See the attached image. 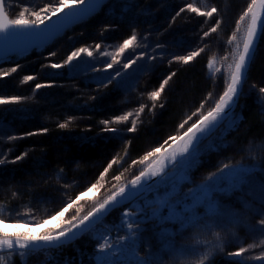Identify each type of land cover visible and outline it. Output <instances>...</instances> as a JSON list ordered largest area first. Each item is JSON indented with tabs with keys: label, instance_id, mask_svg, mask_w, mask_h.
I'll list each match as a JSON object with an SVG mask.
<instances>
[{
	"label": "trees",
	"instance_id": "obj_1",
	"mask_svg": "<svg viewBox=\"0 0 264 264\" xmlns=\"http://www.w3.org/2000/svg\"><path fill=\"white\" fill-rule=\"evenodd\" d=\"M193 2L205 10L215 6L218 11L211 18L187 10L176 16L181 7ZM249 3L250 0H113L90 21L70 29L65 36L59 38L60 40L53 44L54 56L51 55L53 51H50L40 57H27L0 67L8 70L19 64L20 67L15 73L0 78V96H19L23 99L14 105L26 104L25 109H13L7 106L10 104L0 105V159L5 161L0 165V206L21 213H26L30 208L32 218L39 221L51 212L52 207L55 210L70 199L73 185H81L82 181H86L87 175L93 178L96 174L92 168L98 171L116 157L117 163L106 173L108 179L111 173L116 172L124 149H127L136 163L127 165L128 168L121 174L123 178L115 187L127 183L139 174L150 164L148 161L141 164L140 158L154 148L164 145V141L170 136L180 135L198 119V114H192L201 102H205L202 111L206 112L223 93L228 78V64L232 62L230 54L235 51L237 43L242 47L243 24L237 34V41L232 44L228 41L236 30V21ZM36 5L37 0H8V8L16 15L24 7H27L29 12L34 11ZM174 16L175 20L172 19ZM217 19L221 20L217 32L211 33L202 41L203 33L214 26ZM132 26L138 36L137 44L141 47H136V56L147 52L149 55H155L157 59L149 60L148 56H145L135 64L136 70L133 67V71H128L127 76H123L125 72L121 71L123 78L116 77L111 84L106 83V87L95 85L99 87L93 90L92 85L87 86L82 78L87 74L88 63L109 62L111 52L104 48L106 43L114 39L120 42V39L125 37L123 32L132 30ZM84 34L89 40L82 42L79 35ZM145 36L147 40L143 39ZM161 43L166 47L156 48V45ZM96 44L101 46L98 51L95 49ZM56 47L61 53L55 50ZM81 47L89 48L93 56L88 57L82 53L74 67H50L52 63L57 62L58 53L66 59L71 51ZM201 47L205 51L188 64L173 60L176 55H187ZM103 52H107L109 56H102ZM225 55L228 60L220 64L219 61L221 62ZM209 59L214 60V67L211 69L208 67ZM122 64L114 69L122 67ZM217 68L220 69L219 72L216 71ZM114 69L111 76L115 75ZM80 70H83L84 74L78 77ZM173 72L175 76L165 86L164 92L153 107L148 93L158 88L160 82ZM48 74L49 77L45 78ZM25 75H32L35 79L25 82ZM40 77L42 80L49 79L45 81L46 84H53L35 90L37 83L45 84L39 81ZM104 78L106 82L108 76L105 74ZM137 80L140 84L138 90L135 88ZM261 87H264V34L242 91L238 126L232 124L228 131L223 130L220 135L216 134L217 130L203 141L189 167L190 174L204 168L212 175L232 157L253 148L260 136L264 143V94L259 92ZM209 93H212V97L206 100ZM78 94L80 95L77 96ZM80 97L82 98L79 99ZM126 98L129 100H125ZM140 101L146 107L142 112L138 132L132 134L129 141L127 139L126 142V136L121 134H115V139H105V134L101 135L104 128L101 121L110 120L117 113L124 114L126 107H133L127 103ZM161 104L163 107H160ZM84 108L90 110L86 111ZM150 112L154 114L149 116ZM189 116H192V119L184 129H180L179 125ZM65 122L68 124L66 128L58 127L60 123ZM45 128L47 132H42ZM221 129L223 128H220V131ZM29 132L36 134L26 135ZM83 132L84 134H81ZM79 134L81 135L77 137ZM86 134V138H80ZM9 136H15L17 139L9 140ZM24 153L27 155H23ZM259 153L261 166L264 168V146ZM21 155L23 158L16 160V157ZM126 155L127 153L124 156ZM154 159L149 160L152 162ZM188 176L189 173L186 177ZM245 179L247 182L239 184L235 188L237 193L233 195L231 191L234 188L228 187L229 182L225 181L223 186L229 189L224 194L226 197H218L216 200L221 212L229 215L221 217L217 223L232 230L229 246L231 248L228 253L241 246L249 248V245H252L240 259L243 264H259L255 257L264 252V243H261L264 236L260 234L255 218L261 217L259 213L264 212V193L261 191V184L264 182L254 181L247 176ZM105 181L106 179L101 181V184L105 185ZM160 186L159 182L145 194L152 193ZM102 188H98V191ZM110 193L107 190L104 197L101 195L99 198L104 199ZM233 198L237 200L239 207L234 205L235 202L225 201ZM94 201L89 204L93 206ZM92 206H89V210ZM118 215V210L113 211L101 224L118 218ZM233 232L235 236L232 235ZM94 245L90 231L71 245L44 250L41 253L50 252L52 256L59 257L58 260H51V264H94L91 255ZM22 259L18 253L14 254L10 264H25ZM234 259L232 257L224 263L211 261L208 264H234ZM160 260L164 262V255ZM162 262L160 261V264H163Z\"/></svg>",
	"mask_w": 264,
	"mask_h": 264
},
{
	"label": "snow or ice",
	"instance_id": "obj_2",
	"mask_svg": "<svg viewBox=\"0 0 264 264\" xmlns=\"http://www.w3.org/2000/svg\"><path fill=\"white\" fill-rule=\"evenodd\" d=\"M86 4V0H58V4H46L43 8L35 11H28L27 7H24L19 11L15 18H11L6 11L5 0H0V36L9 38L16 35L17 30H31L33 32L40 29L41 25H44L46 21H52L54 16L58 17L56 23L53 24V28L56 31H60L63 27L76 23L80 17L82 6ZM67 9V11H65ZM195 13L199 16L211 18L217 13L218 9L215 6L201 10L194 2L187 3L184 7H181L176 12V16H179L185 11ZM63 13V17H59L58 14ZM264 15V0H250V3L243 10L239 19L236 21V30L230 37L228 43L232 44L237 41V34L241 31L243 24L244 38L243 45L236 44V49L230 55L232 56V62L228 64L227 81L224 91L219 95L218 99L214 101V106L209 110L202 111L205 107V102H201L199 108L192 115L198 114V119L183 131L182 134L176 136H170L168 140L164 141L167 145L169 140L172 141V145L169 146L165 151H161L160 147L154 148L148 152L140 160L141 164L146 161L149 163V158H156L157 165L147 167L141 170L138 175H135L126 184H118L114 191H112L106 198L97 199L93 202L91 210L87 211L86 214H81L84 210L77 204V201L81 197L86 195V192H92L103 187L101 181L105 180L106 173L109 169L117 163V158L113 157L107 164V167L99 174L96 183L91 184L85 192H81L75 200L69 199L64 202L63 206L59 211H56L54 215L44 220H35L32 218V210L29 208L26 213H21L14 209H6L4 206H0V264H7L14 254H19L22 258H25L29 252L34 253L41 246H63L64 241L71 239L72 236L77 235L78 232H82L85 229H90L95 223L100 221L104 213L108 212L109 209L115 208L117 205L124 201L128 202V207L121 213L120 227L126 229L124 235H117L115 241L110 235V232H100L94 237L96 245L94 252L95 264H121L119 260V254H122L129 244L135 245L137 240L141 238V234L146 229L142 228L141 225L155 222L153 227L159 229L158 235L161 240L166 237L174 235H183L185 231L190 229H199L201 231H208L215 237V242L209 240H195L193 244L182 246L180 249L173 251L171 244L166 245V248L170 253L176 256H198V260L191 261L186 260L184 264H205L206 261L214 259L215 254L218 251H224V240L221 237L220 232L214 231L215 227H218L217 221L227 213L220 211L219 202L215 199L217 195L225 194L229 189L224 187V183L227 180L232 187H238L239 184H243L246 181L247 170L242 169L238 166H231L224 164L218 168L217 172L208 176L206 181L200 185H196L189 188L186 193L181 195V185L175 180V173L178 169L187 170L192 161L197 156V150L201 141L210 134L219 125L223 117L226 115L225 109H232L235 103L234 98H238L241 91V85L244 80V74L248 69V64L254 58L256 52V39L258 33V27H264V23L261 21V17ZM175 20V16L172 18ZM221 24V20H215L214 26L208 31L203 33L201 40L205 37H209L211 33L217 32L218 27ZM47 27V25H46ZM147 40V37H143ZM138 36L133 31L132 35L127 39L123 40V43L119 45L116 50V55H122L125 50L133 48L137 44ZM100 44L95 45V49H100ZM146 48L147 45L145 44ZM161 45L157 44L156 48H160ZM205 49L203 47L196 50L190 51L187 55H176L173 60L188 64L190 61L198 57ZM82 53L87 54L88 57L93 56V52L87 47H81L75 49L67 55L63 63H52L50 65L53 69H62L66 65L71 67L73 62H78L79 57ZM55 55V53H51ZM101 55H108L107 52L101 53ZM116 55L111 57V63H104V70L112 69L113 64H119L120 61L116 59ZM148 56L149 60H155V55H149L147 52H141L135 59L126 57L125 63L122 64L123 69H128L132 65L136 64L138 60ZM223 60L227 61L228 56L225 55ZM172 61H169L171 63ZM19 64L8 70L0 69V78L9 76L11 73H15L19 68ZM208 67L211 69L214 67V60H208ZM99 71V70H98ZM217 72L220 69H216ZM175 73H171L166 76L159 84V87L148 93L149 99L153 102V107L156 106V102L160 99L161 94L165 90V86L168 85ZM116 77H121L119 70L115 71V76H110L107 80L108 84H111ZM35 77L32 75H25L23 80L25 82L34 80ZM103 83V81H101ZM51 85H45L37 83L35 90H39L44 87H50ZM105 87L107 84L104 85ZM260 94H264V87L259 89ZM212 93H209L206 97L211 99ZM23 98L19 96L5 97L0 96V105L19 103ZM146 105L141 104L139 109L135 112H126L122 115H118L112 118V120H104L101 123L104 125L103 131L117 133L119 130L115 127H109L110 124H120L129 121L130 117L135 115L139 117L145 109ZM160 107H163L161 104ZM71 119V118H70ZM192 116H189L180 125V129H184L185 125ZM67 122L60 123L58 127L66 128ZM137 130L136 120H131V126L127 128V132L134 133ZM42 132H47V129H42ZM36 133L29 132L26 135H34ZM9 140H15L17 137L9 136ZM23 155H27L24 153ZM23 155L17 156L16 160L23 158ZM15 162V161H13ZM5 161L0 159V165L4 164ZM136 161H133L135 164ZM172 169V175L167 172L168 168ZM231 169V171H227ZM63 170H61L62 172ZM160 177V184L169 186L167 192H161L157 188L151 195V197L143 196L141 189L151 190L152 185L155 182V178ZM117 182L121 181L122 176L116 175L113 177ZM151 181V183H150ZM235 181V183H232ZM192 183L191 180L188 181ZM261 191L264 193V183L261 184ZM15 195V194H14ZM138 198L143 199V204L135 208L132 207V201ZM75 207V214L69 219H65V213ZM207 209L204 215L200 214V209ZM261 219L258 221L259 232L264 236V212L259 213ZM51 221H59L55 228L46 229L43 233H38L35 230L41 228L44 224ZM238 223V221H233ZM179 225V229L176 233H173L168 225ZM11 228L12 231H7ZM75 230V231H74ZM119 228L117 229L119 233ZM235 236V233H232ZM264 243V240L261 241ZM197 245L204 247V251L201 253ZM252 245H249V248ZM249 248L239 247L234 252H229L227 255L233 257L234 264H243L242 254L248 252ZM115 257L116 259H113ZM255 260L259 261V264H264V252L261 255L256 256ZM25 264H27L25 260ZM135 264H160L159 259L155 262L152 259V254L149 252L147 257H139L137 253V260Z\"/></svg>",
	"mask_w": 264,
	"mask_h": 264
},
{
	"label": "rangeland",
	"instance_id": "obj_3",
	"mask_svg": "<svg viewBox=\"0 0 264 264\" xmlns=\"http://www.w3.org/2000/svg\"><path fill=\"white\" fill-rule=\"evenodd\" d=\"M112 1L113 0H111L110 2H112ZM46 4L56 5V4H58V0H37V5L34 6V8H36V9H34V11L35 10H38L39 8H43ZM5 7H6V11L8 12V14H9V16L11 18H15L17 16L16 14H14L15 12L13 10H11L10 8H8V0H5ZM201 9L202 10H205L202 7H201ZM91 19H89V20H87L85 22H82V23L78 24L77 26H80L82 24H85L88 21H90ZM131 29L132 30L129 29L128 31H124L123 32V35L125 37L124 38H121L120 39L121 40L120 42H119L118 39H114V40L106 43V45H105L104 48L105 49L107 48L109 50V52H111L110 53V56L108 55L110 57V61L108 63H111L112 62L111 61V57L113 55H116V50L119 47V45L123 43V40L124 39H127L128 37H130L132 35V33L134 31L133 26L131 27ZM68 31L66 33H68ZM79 39L82 42L89 40L88 39V36H86V34L79 35ZM112 43H114V44H112ZM163 44L164 43H161L160 45H161V47H164L165 48L166 45H163ZM139 48H141V47L139 46ZM53 49H54V47H53V44H52L51 46H47L45 48H36V49H34V50L26 53V54H14V55L10 56L7 59L0 60V67H2L5 64H8V63L11 64L13 62L19 61V60H21L23 58H27V57H29V58L35 57L36 58V57H40L43 53L53 51ZM55 50H59L60 51V49H58V47H56ZM135 50H136V46L134 45L133 48H130V49L125 50V53H123L122 55H116V59L118 61H120V63L119 64H113L112 69H108L107 71L104 70V63H102V62H91V63H88L89 66L86 69L87 74H85L84 77L82 78L83 82H85L87 84V86H88V84L92 85L94 87L93 90H95V89H97L99 87V86H95V85H103L104 86L107 83V80H108L107 79L106 82H105V78H104L105 77V74L109 78L111 76L110 74H111L112 70L116 66H120L122 63L127 62V61H124V60H126L125 59L126 57H131V54H132L133 59H134L136 57ZM60 53H61V51H60ZM60 53L57 54V62L56 63H63V61L65 60V58H63V56H61ZM74 63L75 62H73V67L75 66ZM219 63L220 64H224V60L222 59L221 62L219 61ZM134 66H135V64L132 65L128 69H123L122 67H120V68L114 69V72L116 70H119L120 72L121 71L123 73L125 72L123 76H127V75H129L128 71H130V72L133 71V67ZM134 69L136 70V67H134ZM52 74H54V73H52ZM83 74H84L83 73V70H80L78 77L80 75H83ZM113 76H115V75H113ZM44 77L45 78H48L49 77V74L46 75V76H44ZM45 78H43V80H42V77H40L39 81L45 83V81H48L49 80V79L46 80ZM101 81H103V83H101ZM51 84H53V83H50V84H46L45 83V85H51ZM139 85H140L139 84V80H137L136 81V84H135V88L137 90L139 88ZM79 95L80 94H78L77 96H79ZM81 98L82 97H80L79 99H81ZM48 99H50V98H48ZM125 100L128 101L129 99L126 98ZM47 101H49V100H47ZM83 103H85V102H83ZM128 104L133 105V107H131V108L126 107L125 113L126 112H135L137 109H139L140 105L141 104H144V103H141V101H140V102H137V103L135 102L134 104L129 102V103H127V105ZM25 105L26 104L24 103V104H22L20 106H15L14 104L13 105L10 104V105H7V106H10V108H13V109H15V108L16 109H25ZM84 109L86 111L90 110V109H86V108H84ZM153 114H154L153 112H150L149 113V116L150 115H153ZM239 114H240V111L238 109L235 112V114H233L231 116L232 118L230 117L226 121V123L221 127L223 129H221V131L219 129L216 134L217 135H220L223 130L225 132L228 131L231 128V125L232 124L235 125V126H238V124H237V122H238L237 118H238ZM117 115H119V113H117ZM117 115H115V116H117ZM115 116H113V117H115ZM112 118L110 120H112ZM132 119H135L136 120L137 130L134 133H129V132H127V128L131 126V120ZM141 120H142V113H140L139 117H136L135 115H133L132 117H130L129 121L126 122V123L110 124L109 127H115V128H117L119 130L118 132H120V133L117 132L115 134H121L123 136H126V142H127V139L129 141L130 140V136H132V134H135V133L138 132V129H139L140 124H141ZM226 124H228V126H226ZM84 132L81 133V134H84ZM81 134L77 135V137L80 136ZM103 134H105V136L107 137L105 139H108V138L115 139V134L114 133H111V132H105L104 133V131H103V133L101 135H103ZM87 135L88 134L82 135L80 138H86ZM84 140H86V139H84ZM171 142L172 141H170L169 143H171ZM216 142H217V140H216ZM256 142H258V143L253 148L247 149V151L245 153L243 152L240 155H236L235 157H232L230 161L223 163V165L224 164H229L231 166H238V167H240L242 169L247 170L246 176L248 178H251V179H253L254 181H257V182L258 181L264 182V168L261 166V163L262 162H261V156H260V153H259L260 150H261V148L264 146V143H263V141L261 139V136H260V138H257ZM123 145L125 146L126 143H124ZM167 145L164 144V147L161 148V151ZM128 146H129V144H128ZM198 149H199V147H198ZM126 153H127V155L124 156ZM123 157H124V159H123ZM141 159L142 158H140L139 160H141ZM133 161H135V159H132L130 153L127 152V149H126V151L124 149L123 154H122V158L120 159V161L118 163V167L116 169V172L115 173H111L109 175V178L108 179L105 176V179H106L105 182H106V184L103 185L102 190L98 191L99 190L98 189V190H93L92 192H86V195L83 196V197H81L80 200L77 201V204L84 210L81 214H85V212L87 213V211L89 210V206H92V204H89L90 201H94L95 199L97 200V199H100L101 197H104L103 195L105 194V192L107 190H109L110 192H112V191L115 190V188H116L115 185L118 182L116 180H114L113 177L116 176V175H121L123 172H125L126 169L129 166V164L130 163H133ZM105 167H107V166H105V164H104V166H102V168L100 170H98V171L96 170L97 173H96L95 169L92 168V171L94 172V174H96L93 178H91L89 175H87L86 181H82L83 183H81V185L74 186L72 184L73 185V189L71 191L72 195L70 196V199L71 200H75L76 197L79 196V194L81 192H85L88 187H91V184H93V183H95L97 181V179L99 177V174L104 170ZM189 170H190L189 168L187 170H185V169H178L176 171V173H175V180L181 185V187H180L181 195H183L184 193H186L189 188H192V187H194L196 185H200V184L204 183L206 181V178L208 176H210L209 173L207 171H205L204 168H203V170H200V171H198L195 174L194 173L190 174L191 171H189ZM227 171H231V169H227L226 172ZM187 173H189V176L188 177H186L187 176ZM168 174L169 175H172V170L170 172H168ZM90 179H91V181H90ZM189 180H191L192 183H189L188 182ZM232 183H235V181H233ZM228 187H230L232 189L234 188L231 191V194L232 195L235 194V193H237L238 190L235 189L236 187H232V186H230V184L228 185ZM152 188H154V186ZM168 188H169V186H165V185H161L159 187V189H160V191L162 193L163 192H167L168 191ZM155 190L156 189H154V191ZM152 193L145 194L143 196L151 197ZM72 197H73V199H72ZM218 197L219 198H225L226 196L224 197V194L217 195L215 197V199H217ZM89 199H91V200H89ZM226 200L227 201H230L232 203L235 202L234 205L236 207H239L237 205V203H236L237 200H235V198H233L231 200L230 199H225V201ZM142 204H143V199L141 198L139 200H135L134 202H132V207L135 208V207H137L139 205H142ZM62 206L63 205L59 206L55 210L53 209L54 207H52L51 212H49L48 215H45L44 218H41L39 220L48 219L49 216L54 215L56 211H59ZM75 207H76V205H74V207L72 209H69V211L67 213H65V219H69V218H71L72 215L75 214ZM126 207H128V205L125 206V207H122V208L118 209V211H119L118 218L113 219V220H110L108 222H105V223L101 224L102 222H104L106 220L105 219V220H103L100 223L101 226H98V225H100V224H98L93 230H91V236L93 238V241L95 242V245H96V240L94 239V237L96 235H98L100 232H110V235L113 238V241H115V238L117 237L118 234L119 235H124V233L126 232V229L120 227V221H121V213H122L123 210H125ZM222 209H225V207H222ZM206 211H207V209L201 208L200 209V214L201 215H204L206 213ZM220 211H221V208H220ZM261 218L262 217H257L255 219L257 221H259ZM58 223H59V221H51V220H49V223L44 224L41 228H37L35 231L42 234L43 231L46 230V229L55 228ZM154 223L155 222L153 221V222H150L148 224L141 225V227L144 228V229H146V230L143 231V233L141 234V238L139 240H137V242H136L135 245L129 244V246L124 250V252L122 254H119V260H120L121 264H135V262L137 260V253H138V256L139 257L143 258V257H147L148 254H149V252H151L152 259H153L154 262L157 259H159V261L162 262V260H160V257L162 255H164L165 260H164V262H162L163 264H184V262L186 260L195 261V260H198L199 257L198 256H187V257H184V256H176V255H174V254H172V253L169 252V250L166 248V245L171 244L173 246V251H174L175 249H180L182 246L193 244L195 240H209V241L215 242V237H213L210 232H208V231H201L199 229H190L188 231H185L183 235L177 234V235H174V236L166 237L164 240H161L160 237H159V235H158L159 229H155L153 227ZM168 227L170 228V230L173 233H176L177 230L179 229V225H171L170 224V225H168ZM226 227L219 225L218 227H215L214 228V231L220 232L221 237H223V240H224V251L223 252H220V251L217 250L214 259L211 260V261H216V262L224 263V262H226V261H228V260H230L232 258V257H229L227 255L228 254V249L231 248L229 246H230L231 241H232V238L230 239V234H231V231L232 230L230 228H228V227L226 228ZM118 228L120 229L119 230V233L117 231ZM7 231H12V229L9 228V229H7ZM197 247L200 249V252L201 253L205 250L204 247L201 246V245H197ZM30 253L31 252H29L27 254V256L25 258H23L24 259L23 263L26 260L27 264H51V262H50L51 260H58L59 259L58 256H54V255L52 256V254H50V252H45V253L39 252V253H36V254H30ZM91 255L93 256V258L96 255V253L94 252V250L91 253ZM113 259H116V258L113 257ZM10 261H11V259H10ZM10 261H8L7 264H10ZM211 261H206L205 264H208ZM94 264H95V261H94Z\"/></svg>",
	"mask_w": 264,
	"mask_h": 264
},
{
	"label": "water",
	"instance_id": "obj_4",
	"mask_svg": "<svg viewBox=\"0 0 264 264\" xmlns=\"http://www.w3.org/2000/svg\"><path fill=\"white\" fill-rule=\"evenodd\" d=\"M110 1L111 0H86V4L84 6H82V10L80 12V17L77 20V22L63 27L60 31H56L53 28V24L56 23L58 20V17L54 16L52 18V21H46L45 24L41 25L40 29L35 31V32H33L31 30H17L16 35L11 36L9 38H4L3 36H0V60L7 59L14 54H26V53H28V52L36 49V48H45L47 46H51L59 38H61L63 35H65L68 30H70L73 27L77 26L78 24L85 22V21L93 18L94 16H96L99 12L102 11V9ZM65 11H67V9ZM63 15H64L63 13L58 14L59 17H63ZM261 21H262V23H264V15H262ZM46 25H47V27H46ZM263 34H264V27H258L257 39L255 41L257 50L254 53L253 60H251L248 64V69L244 74V80H243L242 85H241V91L239 93L238 98H234L235 103L233 104L232 109L231 110L225 109L226 115L223 117V119L221 120L219 125L215 128L214 131H212L210 134L206 135V137L201 141V143L203 141H205L207 138H209L210 136H212L217 130H219L226 123V121L233 114H235V112L238 110L239 105H240L242 91H243V88L245 86V81L248 77V74H249L251 68H252V64H253L254 59L256 57V54H257L259 45L261 43V40L263 38ZM242 45H243V43H242ZM186 130H184V131H186ZM201 143H200V145H201ZM170 145H172V142L169 143L162 150V152L165 151L166 149H168ZM151 166L159 167V165H157L156 158L147 167H151ZM171 170L172 169L169 167L167 169V172H170ZM160 179H161L160 177H156L155 182L153 183L152 187L155 186L160 181ZM150 183H151V181H150ZM140 191L144 195L149 190L141 189ZM134 201H132V202H134ZM127 205H128V202L124 201L121 204L117 205L115 208L109 209L108 212L104 213V215H103V217H101L100 221L95 223L93 225V227L90 229H85L82 232H78L77 235H75V236H72V234L70 233L69 235H70L71 239L64 241L63 246H67V245H71V244L75 243L82 236H84L86 233H88L94 227H96L98 224H100L103 220H105L113 211L118 210V209L125 207ZM63 246H59V245L58 246H41L36 251L47 250V249H57V248H60Z\"/></svg>",
	"mask_w": 264,
	"mask_h": 264
},
{
	"label": "bare ground",
	"instance_id": "obj_5",
	"mask_svg": "<svg viewBox=\"0 0 264 264\" xmlns=\"http://www.w3.org/2000/svg\"><path fill=\"white\" fill-rule=\"evenodd\" d=\"M145 195V194H144ZM95 228V227H94ZM41 251H44V250H41ZM41 251H36V252H41ZM36 252H34V253H36ZM32 253V252H31Z\"/></svg>",
	"mask_w": 264,
	"mask_h": 264
}]
</instances>
